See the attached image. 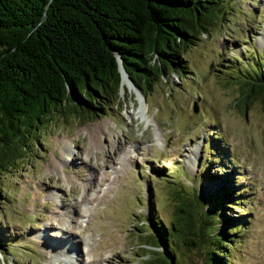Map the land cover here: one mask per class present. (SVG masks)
<instances>
[{
  "label": "rangeland",
  "instance_id": "rangeland-1",
  "mask_svg": "<svg viewBox=\"0 0 264 264\" xmlns=\"http://www.w3.org/2000/svg\"><path fill=\"white\" fill-rule=\"evenodd\" d=\"M226 6L182 76L127 84L95 120L54 118L0 171V264H160L148 219L171 223L178 187L231 200L227 263L264 264V91L247 104L238 80L264 72V0ZM173 238L180 264L206 263Z\"/></svg>",
  "mask_w": 264,
  "mask_h": 264
},
{
  "label": "trees",
  "instance_id": "trees-1",
  "mask_svg": "<svg viewBox=\"0 0 264 264\" xmlns=\"http://www.w3.org/2000/svg\"><path fill=\"white\" fill-rule=\"evenodd\" d=\"M226 3L0 0V171L24 158L23 150L54 118L91 121L120 103L118 54L144 93L172 72L182 76L187 47L222 20ZM240 74L246 78L245 83L237 78L240 101L248 104L264 91V72ZM172 193L177 203L171 223L154 214L148 219L153 228L148 238L155 240L158 233L160 242L154 245L168 256L160 264H180L174 236L189 249L203 248L205 264H228L225 247L234 232L226 209L231 200L224 195L210 199L181 187Z\"/></svg>",
  "mask_w": 264,
  "mask_h": 264
},
{
  "label": "water",
  "instance_id": "water-1",
  "mask_svg": "<svg viewBox=\"0 0 264 264\" xmlns=\"http://www.w3.org/2000/svg\"><path fill=\"white\" fill-rule=\"evenodd\" d=\"M118 60H119V67H120V71L122 74V88H121V93L124 89V85H123V73L126 72L130 81V84L133 85L135 88L140 89L136 83L134 82L133 78L129 75L128 71L126 70L124 64H123V60L120 54H118Z\"/></svg>",
  "mask_w": 264,
  "mask_h": 264
},
{
  "label": "bare ground",
  "instance_id": "bare-ground-1",
  "mask_svg": "<svg viewBox=\"0 0 264 264\" xmlns=\"http://www.w3.org/2000/svg\"><path fill=\"white\" fill-rule=\"evenodd\" d=\"M127 84H130V81H129V78H128V75L126 72L123 73V85H124V88L126 87ZM131 85V84H130ZM133 86V85H131ZM134 87V86H133ZM146 109V106L144 107V105L142 106V109L141 111H145Z\"/></svg>",
  "mask_w": 264,
  "mask_h": 264
}]
</instances>
